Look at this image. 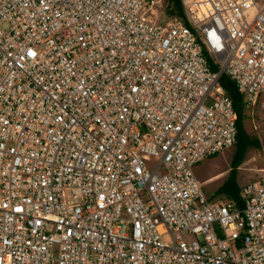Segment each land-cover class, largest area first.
I'll use <instances>...</instances> for the list:
<instances>
[{
  "label": "built area",
  "instance_id": "built-area-1",
  "mask_svg": "<svg viewBox=\"0 0 264 264\" xmlns=\"http://www.w3.org/2000/svg\"><path fill=\"white\" fill-rule=\"evenodd\" d=\"M159 1L0 0V264H264V171L237 204L193 170L220 73L264 91V2Z\"/></svg>",
  "mask_w": 264,
  "mask_h": 264
},
{
  "label": "rangeland",
  "instance_id": "rangeland-1",
  "mask_svg": "<svg viewBox=\"0 0 264 264\" xmlns=\"http://www.w3.org/2000/svg\"><path fill=\"white\" fill-rule=\"evenodd\" d=\"M257 1L264 2V0ZM166 4L167 0H160L155 6L154 15L159 16L160 19L172 17V15L166 13ZM242 108L244 113L242 118L243 128L248 136H256L259 142L258 145L247 147L243 160L240 163L241 169L238 171V180L242 181L244 179L243 181H246L264 171V91L257 95L254 102L249 101L246 103L244 101ZM232 151L233 145L231 147H224L220 151L208 155L194 164V173L206 193L215 194L214 191L217 185L225 177L223 173L229 166ZM219 173L221 174L218 175ZM216 174L218 175L217 177H215Z\"/></svg>",
  "mask_w": 264,
  "mask_h": 264
},
{
  "label": "trees",
  "instance_id": "trees-1",
  "mask_svg": "<svg viewBox=\"0 0 264 264\" xmlns=\"http://www.w3.org/2000/svg\"><path fill=\"white\" fill-rule=\"evenodd\" d=\"M166 13L168 15L183 16L179 0H167ZM203 52L210 63V68L213 70L216 69L217 66L211 63V57L205 51ZM219 82L224 91L231 98L232 106L235 111L236 139L233 144V151L229 160V169L227 174L223 181L216 187L214 193H221L224 194L225 197L235 199L238 204L239 186L236 181L237 165L242 161L247 147L250 145H258L259 142L256 136H248L243 128V95L239 90H237L234 80L224 72H221L219 75Z\"/></svg>",
  "mask_w": 264,
  "mask_h": 264
},
{
  "label": "crops",
  "instance_id": "crops-1",
  "mask_svg": "<svg viewBox=\"0 0 264 264\" xmlns=\"http://www.w3.org/2000/svg\"><path fill=\"white\" fill-rule=\"evenodd\" d=\"M228 147H231V146H228ZM210 155H212V154H210ZM207 156H208V155H207ZM205 157H206V156H205ZM203 158H204V157H203ZM203 158H202V159H203ZM242 160H243V159H242ZM240 163H241V162H240ZM240 163L237 165V170H236V181H237L238 186H240L243 182H245V181H243L244 179H243L242 181H239V180H238V179H239V178H238V171L241 169V168H240V167H241V166H240ZM228 169H229V166L224 170V173H223V174H224L225 176H226V174H227ZM193 170H194V169H193ZM194 174H195V173H194ZM220 174H221V173H219L218 175H220ZM218 175L216 174L215 177H217ZM195 176H196V175H195ZM215 177H214V178H215ZM196 178H197V177H196ZM212 178H213V177H212ZM224 178H225V177H224ZM224 178H223V179H224ZM248 180H249V179H248ZM222 181H223V180H222ZM222 181H221V182H222ZM246 181H247V180H246ZM221 182H220V183H221ZM220 183H219V184H220ZM219 184H218V185H219ZM218 185H217V186H218ZM238 190H239V189H238ZM207 194H208V193H207ZM219 194H221V193H219ZM219 194L215 193V194H208V195H211V196H219ZM221 195H222V196H225L224 194H221Z\"/></svg>",
  "mask_w": 264,
  "mask_h": 264
}]
</instances>
